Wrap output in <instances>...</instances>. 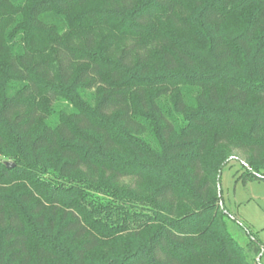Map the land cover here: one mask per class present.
Here are the masks:
<instances>
[{
    "label": "trees",
    "instance_id": "1",
    "mask_svg": "<svg viewBox=\"0 0 264 264\" xmlns=\"http://www.w3.org/2000/svg\"><path fill=\"white\" fill-rule=\"evenodd\" d=\"M235 151L264 180V0H0V264H261Z\"/></svg>",
    "mask_w": 264,
    "mask_h": 264
},
{
    "label": "rangeland",
    "instance_id": "2",
    "mask_svg": "<svg viewBox=\"0 0 264 264\" xmlns=\"http://www.w3.org/2000/svg\"><path fill=\"white\" fill-rule=\"evenodd\" d=\"M51 58L54 63L51 67L56 72L58 59L55 54ZM197 96V91L192 92ZM96 90L90 92L86 101L89 106L94 107L97 101ZM53 105L42 99L39 111L45 114ZM246 154L235 151L231 162L225 166L220 177L221 196L226 209V221L230 233L243 246L256 239L264 246V180H250L244 183L241 178L246 173L244 162ZM99 194V198H107V193ZM261 264H264V252L262 253Z\"/></svg>",
    "mask_w": 264,
    "mask_h": 264
},
{
    "label": "water",
    "instance_id": "3",
    "mask_svg": "<svg viewBox=\"0 0 264 264\" xmlns=\"http://www.w3.org/2000/svg\"><path fill=\"white\" fill-rule=\"evenodd\" d=\"M7 165H8V166H12L13 163H12V162H7ZM260 260H261V256L258 257V261H260Z\"/></svg>",
    "mask_w": 264,
    "mask_h": 264
}]
</instances>
